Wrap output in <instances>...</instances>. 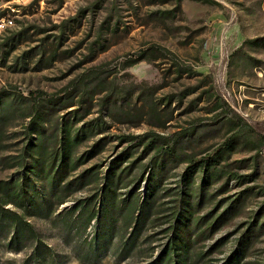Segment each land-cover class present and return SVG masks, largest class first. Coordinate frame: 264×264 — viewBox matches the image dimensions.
<instances>
[{"label": "rangeland", "instance_id": "374dc122", "mask_svg": "<svg viewBox=\"0 0 264 264\" xmlns=\"http://www.w3.org/2000/svg\"><path fill=\"white\" fill-rule=\"evenodd\" d=\"M1 18L0 264H264V0Z\"/></svg>", "mask_w": 264, "mask_h": 264}, {"label": "built area", "instance_id": "2783aa9c", "mask_svg": "<svg viewBox=\"0 0 264 264\" xmlns=\"http://www.w3.org/2000/svg\"><path fill=\"white\" fill-rule=\"evenodd\" d=\"M11 25H13L12 20H10L9 18H1L0 19V34L3 33L6 30V28H8Z\"/></svg>", "mask_w": 264, "mask_h": 264}, {"label": "trees", "instance_id": "16d2710c", "mask_svg": "<svg viewBox=\"0 0 264 264\" xmlns=\"http://www.w3.org/2000/svg\"><path fill=\"white\" fill-rule=\"evenodd\" d=\"M195 163H197V164H200L201 166H203L205 169H208L209 168V163H210V160H204L202 163L200 162V163H198V162H195ZM27 227H29V226H27ZM39 248L40 247H37L36 248V252L39 250Z\"/></svg>", "mask_w": 264, "mask_h": 264}]
</instances>
